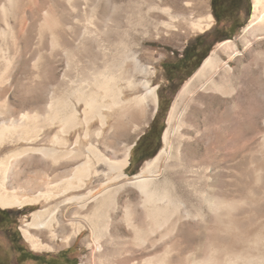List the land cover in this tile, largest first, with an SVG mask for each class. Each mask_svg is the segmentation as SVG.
<instances>
[{"label": "bare ground", "instance_id": "obj_1", "mask_svg": "<svg viewBox=\"0 0 264 264\" xmlns=\"http://www.w3.org/2000/svg\"><path fill=\"white\" fill-rule=\"evenodd\" d=\"M252 6L250 35L262 39L264 0H252ZM124 11L125 22L118 0H0V147L28 144L0 159V208L23 210L42 204L31 212L21 233L33 251H54L40 234L52 241L60 231L64 234L60 241L68 245L87 230L98 244L116 195L132 187L140 195V212L125 206L123 222L138 246L170 233L184 236L188 244L191 235L204 232L209 242L202 259L189 255L181 264H264V204L258 220L253 216L255 224L242 226L245 218L256 214L252 206L263 202L264 191L242 197L229 195L222 181L207 184V191L199 193L206 216L198 210L193 216L196 223L190 225L184 221L191 214L182 215V203L172 195L169 183L155 182L164 149L137 174H126L133 144L123 142L122 120L143 122L148 106L156 113L158 98L152 84L155 72L141 62L127 40L131 31L123 29L125 23L134 30L145 17L141 18L137 0H126ZM160 11L169 18L161 25L172 28L177 16L170 8ZM190 24L208 30L213 17L208 14ZM248 42H241L244 49ZM241 54L236 41L221 42L182 85L162 137L165 146L177 114L186 107L194 114L206 93L225 92L230 63ZM11 106L21 109L18 115H8ZM36 154L41 158L27 161L25 167L39 173L15 170L20 157ZM254 176L256 185L263 184L264 162ZM247 205L254 211L248 208L240 214ZM168 250L145 264H172Z\"/></svg>", "mask_w": 264, "mask_h": 264}, {"label": "rangeland", "instance_id": "obj_2", "mask_svg": "<svg viewBox=\"0 0 264 264\" xmlns=\"http://www.w3.org/2000/svg\"><path fill=\"white\" fill-rule=\"evenodd\" d=\"M175 1L178 0H137L142 11L141 18L145 17L144 23L137 25L134 30L127 28L123 23V29L131 31L127 40L132 44L133 50L137 52L141 62L151 66L155 72L152 84L157 87L158 107L153 114V106H148L146 119L141 123L126 118L122 120L121 125L123 142L127 145L133 144L126 174L130 177L137 174L146 161L164 149L165 154L154 176L155 182L169 183L172 195L182 203V215L187 217L185 212L191 214L184 222L194 225L195 212L203 210L201 214L206 216L199 193L207 191V184L212 185L216 181H222L228 185L226 191L229 195L242 197H248L249 193L250 196L256 194L258 196L260 191H264L262 190L264 182L260 184L261 186L254 182V170L264 162V38L255 39L250 35L253 25L250 23L253 19L252 0L249 14L241 16L242 27L232 30V35L228 30L219 28L215 24L212 0H179V9L175 8ZM152 7L157 8L150 9ZM125 8L126 0H118V12L122 13L124 22ZM164 8H170L173 16H177L172 22V28L161 25V22L169 21L167 14L160 11ZM208 14L213 17V24L208 30L199 31L191 26L190 22ZM201 35L206 36L202 54L193 60H182L184 50ZM228 38L236 41L242 54L230 63L232 71L227 89L225 88L224 93H206L203 103L194 114L191 108L189 110L187 107L182 114H177L172 123L168 145L165 146L162 137L168 127L169 113L177 93L198 70L197 66H201L205 60L201 62V58L205 54L208 56L218 44L227 41ZM244 39L249 41L246 49L241 43ZM217 40L219 41L216 42ZM174 67L180 70L171 73L169 78L167 72L172 71ZM253 78L255 82L252 81ZM185 104L187 101L183 107ZM160 105L167 108V111L160 115L152 127ZM20 111V108L11 106L8 115L16 116ZM138 114L136 112L137 116ZM160 129H163V132L161 139L158 140L156 136ZM144 136L141 146L135 148ZM74 139L75 133L70 137L71 141ZM26 146L28 144L25 142L6 144L0 147V159ZM40 158L41 156L37 154L20 157L15 170L31 174L39 173L37 169L25 167V164L27 161L30 163ZM139 196L138 191L132 187L126 188L119 196L116 195L115 203L108 210L104 220L106 229L100 233L98 244L94 243L92 235L87 230L73 238L68 245L60 241L61 236H64L60 231L59 237L52 241L45 233L40 234L39 237L44 243L54 246L55 251L72 246L76 264H145V260L161 256L166 249H169L168 256L172 264H181L189 255H192L191 258L195 257L197 261L202 259L203 248L209 242L204 232L191 235V243L188 244H184V236L170 233L164 238L158 235L152 236L144 247L138 246L132 232L123 222V210L129 205L140 212V209H137L140 203ZM263 204L264 200L256 206L257 208L259 206L258 209L252 206L256 209V214L252 213L250 217L245 218L242 222L243 227L255 224L259 217L258 212L261 213L264 208ZM244 207L240 214L248 208L249 212L254 211L249 205ZM41 208L42 204L28 206L23 210L4 209L9 213L6 214L8 221L3 228H0V235L7 236L6 233L14 231L15 238L19 242L31 252L38 253L33 251L24 240L21 228L24 223L31 220V212ZM253 216H256L257 220ZM154 240L157 243L152 246L151 242Z\"/></svg>", "mask_w": 264, "mask_h": 264}, {"label": "crops", "instance_id": "obj_3", "mask_svg": "<svg viewBox=\"0 0 264 264\" xmlns=\"http://www.w3.org/2000/svg\"><path fill=\"white\" fill-rule=\"evenodd\" d=\"M4 254L8 255L6 264H76L72 246L33 253L18 240L0 235V257Z\"/></svg>", "mask_w": 264, "mask_h": 264}, {"label": "flooded vegetation", "instance_id": "obj_4", "mask_svg": "<svg viewBox=\"0 0 264 264\" xmlns=\"http://www.w3.org/2000/svg\"><path fill=\"white\" fill-rule=\"evenodd\" d=\"M251 0H213L212 2V15L215 20V24L219 28L226 30H236L242 27L243 20L241 16L243 14L248 15L250 12ZM7 218L5 219V223ZM8 237L15 238V232L6 233ZM13 244V241L10 240ZM0 264H6L8 255L4 254L0 257Z\"/></svg>", "mask_w": 264, "mask_h": 264}, {"label": "trees", "instance_id": "obj_5", "mask_svg": "<svg viewBox=\"0 0 264 264\" xmlns=\"http://www.w3.org/2000/svg\"><path fill=\"white\" fill-rule=\"evenodd\" d=\"M213 2V0H212ZM211 5H213L211 3ZM230 33L232 32V30H228ZM232 35V33H231ZM206 39V36H197L193 42V44L186 48L184 50V54H183V59L182 60H193V59H196L198 58V56H200L202 54V50L203 48H205V43L203 42L204 40ZM230 38H228L227 40H229ZM223 40V39H222ZM219 40H217L216 42H218ZM207 57V54H205V56H203L201 58V62ZM200 67V66H197V68ZM168 68H166V71H167ZM180 69L174 67L172 68V71H169L167 72V76L170 78V74L171 73H175V72H178ZM167 111V108H164L163 106L160 105V107L158 108V112H157V115L152 123V127H154L155 125V121H157V119L160 117V115L162 113H165ZM162 132H163V129H160L159 133L157 134V139L160 140L161 139V136H162ZM146 136V135H145ZM145 136L142 137L135 148H139L141 146V143L144 141L145 139ZM6 214H9L8 211L6 210H0V228H3L4 227V224H5V219H6Z\"/></svg>", "mask_w": 264, "mask_h": 264}, {"label": "water", "instance_id": "obj_6", "mask_svg": "<svg viewBox=\"0 0 264 264\" xmlns=\"http://www.w3.org/2000/svg\"><path fill=\"white\" fill-rule=\"evenodd\" d=\"M0 210H4V209H1V208H0Z\"/></svg>", "mask_w": 264, "mask_h": 264}]
</instances>
